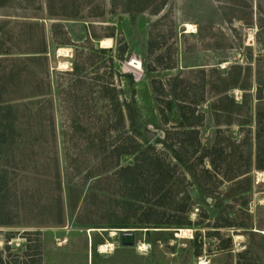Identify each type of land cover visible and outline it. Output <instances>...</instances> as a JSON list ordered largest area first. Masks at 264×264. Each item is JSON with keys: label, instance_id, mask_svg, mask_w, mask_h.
Returning a JSON list of instances; mask_svg holds the SVG:
<instances>
[{"label": "rangeland", "instance_id": "obj_1", "mask_svg": "<svg viewBox=\"0 0 264 264\" xmlns=\"http://www.w3.org/2000/svg\"><path fill=\"white\" fill-rule=\"evenodd\" d=\"M239 66L245 89L210 91ZM2 72L15 75L3 80L6 91L0 84V99L15 106L17 133L0 154L3 264H264V0H166L157 14L124 11V0H0ZM177 75L186 103L204 92L190 104L195 155L212 150L193 176L170 165L175 195L159 206L164 189L148 190L159 172H119L138 151L113 166L110 149L129 135L155 148L146 155L171 158L158 141L176 122L165 110L164 123L160 109L173 100L166 83ZM153 79L165 93L153 91ZM104 85L115 87L122 109L134 101L156 132L151 141L126 111L124 126L116 121ZM224 94L243 102L238 111L215 113ZM158 213L171 223L139 222ZM179 228L192 237L176 236ZM127 229L131 246L120 243Z\"/></svg>", "mask_w": 264, "mask_h": 264}, {"label": "trees", "instance_id": "obj_2", "mask_svg": "<svg viewBox=\"0 0 264 264\" xmlns=\"http://www.w3.org/2000/svg\"><path fill=\"white\" fill-rule=\"evenodd\" d=\"M166 4V0H158L155 2V0H124V11L131 12V13H138L145 11L147 9H151L154 14L159 13L164 5ZM101 16V15H100ZM53 32L54 28H57L60 26V24H53ZM65 34V32H64ZM55 39L56 35H54ZM150 46V43H149ZM99 51L103 52L104 49H100ZM34 53L42 54L44 53L43 48H41L38 51H35ZM34 58L40 59V55L34 56ZM233 72H229L226 77L223 78L222 81V88H219L217 85H211L210 91L211 92H218L222 93L225 92L230 87H240L242 89H245L246 84L244 83L243 79L241 78L240 73V66L239 67H233ZM204 72V71H202ZM7 73V74H6ZM12 73V72H11ZM13 73L10 76V72H2L0 73V84L4 91L7 90L8 85L6 83H3V80H9V76L12 78ZM15 76V75H14ZM180 79L179 76H174L168 79L166 86L168 87V91L171 94L172 99H166L163 101L165 103L164 109H160V115L162 118V121L164 123L168 122V115L165 112L172 113L173 108H176L179 112V119L178 121L172 126L171 130L165 131V137L158 142L162 144V146L170 152L171 158H163L159 154H155L154 156H148L146 153L149 149H155L153 146L149 145L145 149L142 148L141 142L129 135L128 137H125L124 141L115 143V145H112L110 152L111 154L115 153V164L113 163V166L117 165L118 157L123 154H133L138 151V154L135 158V164L134 165H128L125 167H120L118 169L119 172L122 173H134L136 169L138 168H144L146 167L149 170H152L154 172H159V176L155 177L157 175L156 173H152V181L154 184H150V188L148 189L149 192L153 193L154 195L158 194L161 190L163 192L158 196L157 198V205L164 206L167 204L166 202H172V199L175 194H172L173 190L170 180H171V174L167 172L168 168H170V165L176 169L178 166L184 167L188 173L193 176L194 168L196 162H203L204 158H210L211 150L210 149H203V153L200 156H196V152L199 148V141H198V129L196 128V123L190 122V115H193V109L190 104L192 103H200L204 100V92H202L201 97L192 103H186L183 98L182 93H178V89L180 87ZM152 89L157 94H163L166 92L165 86L161 83L160 80L153 79L152 80ZM102 92L105 97L108 99V106L110 107V110H113L117 113L116 121L120 123L121 126H124V113L126 111L127 117L130 120V127L136 128V108L134 101L131 99V101L124 102V109H122V105L120 104L118 98H117V91L115 87H109L107 85H104L102 87ZM183 92V91H182ZM184 93V92H183ZM113 94V97H112ZM224 100H228L229 104L222 106L218 103H222ZM243 103V102H242ZM242 103H235L232 98L228 97V95L224 94L222 97H219L218 101L213 104V108L216 110H221L225 113H233L238 111V108L241 107ZM113 106V108H111ZM15 106L12 103H9L8 101H3L0 99V154L2 148L5 146H9L13 143V139L16 133L15 129V121H16V115L15 114ZM219 112V111H218ZM201 115H198L200 117ZM50 123L52 122V119L49 118ZM227 123H230V121H226ZM74 125H77L78 123L74 122ZM54 135V134H53ZM109 147H107L105 144L102 147V153L106 154ZM109 155H106L105 158H108ZM209 162L213 164L212 159H209ZM132 185L139 186L137 183V179L134 178L132 180ZM136 189L138 187H135ZM140 189L146 190L143 188V186H140ZM200 191H203L201 187L199 186ZM2 192V189H0V194ZM3 209L0 207V225L1 224H8L7 221H3L4 214ZM157 217L146 218L142 217L139 219V222L141 223H153V224H167L171 222L164 221L163 217L158 213L156 214ZM153 220V221H150ZM127 222V221H125ZM179 224V222H177ZM181 224V223H180ZM133 227V226H132ZM0 264H3V260L0 256Z\"/></svg>", "mask_w": 264, "mask_h": 264}, {"label": "water", "instance_id": "obj_3", "mask_svg": "<svg viewBox=\"0 0 264 264\" xmlns=\"http://www.w3.org/2000/svg\"><path fill=\"white\" fill-rule=\"evenodd\" d=\"M179 119V115L177 112L176 108H173L172 110V116H171V120L173 122H177ZM136 123L138 125V127L141 129L145 139L147 141H151L155 135L156 132L152 129H149L147 126H145L142 121H140L139 118L136 119ZM134 230L132 229H127V230H121V236H120V243L124 246H131L134 243Z\"/></svg>", "mask_w": 264, "mask_h": 264}, {"label": "bare ground", "instance_id": "obj_4", "mask_svg": "<svg viewBox=\"0 0 264 264\" xmlns=\"http://www.w3.org/2000/svg\"><path fill=\"white\" fill-rule=\"evenodd\" d=\"M187 27H191L190 25H188ZM188 28V29H189ZM101 45L105 46V47H110L111 46V39H102L101 40ZM62 50V49H61ZM65 50V49H64ZM67 53V51H66ZM64 55V54H63ZM64 65V64H63ZM134 65V64H133ZM65 67V66H64ZM109 246L110 249H112L113 245L111 243H108V245L106 246H100V253L106 252L107 250H109L107 247Z\"/></svg>", "mask_w": 264, "mask_h": 264}, {"label": "built area", "instance_id": "obj_5", "mask_svg": "<svg viewBox=\"0 0 264 264\" xmlns=\"http://www.w3.org/2000/svg\"><path fill=\"white\" fill-rule=\"evenodd\" d=\"M186 230L187 229H181V228H179V229H176V233H175V235L176 236H182V237H188V236H190V237H192V235L191 234H186L185 232H186ZM188 231V230H187Z\"/></svg>", "mask_w": 264, "mask_h": 264}]
</instances>
